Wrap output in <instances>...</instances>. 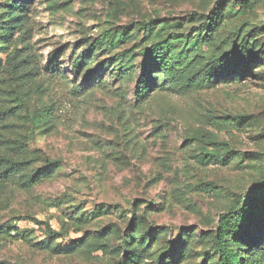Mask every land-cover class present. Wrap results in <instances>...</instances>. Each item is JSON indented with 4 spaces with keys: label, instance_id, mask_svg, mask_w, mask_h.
<instances>
[{
    "label": "rangeland",
    "instance_id": "obj_1",
    "mask_svg": "<svg viewBox=\"0 0 264 264\" xmlns=\"http://www.w3.org/2000/svg\"><path fill=\"white\" fill-rule=\"evenodd\" d=\"M207 21L137 103L142 51ZM246 201L264 264V0H0V264H218Z\"/></svg>",
    "mask_w": 264,
    "mask_h": 264
},
{
    "label": "trees",
    "instance_id": "obj_2",
    "mask_svg": "<svg viewBox=\"0 0 264 264\" xmlns=\"http://www.w3.org/2000/svg\"><path fill=\"white\" fill-rule=\"evenodd\" d=\"M14 13L15 10H12L10 14L12 20H15ZM210 25L211 21H207V28L204 30V33L198 28L195 31V36H190L186 39L184 47L180 49L179 53L174 51L173 45L174 42H177L181 38L179 36H171L166 40L164 39L160 42L151 44L148 48L142 51V73L137 81L134 94L137 103L142 102L159 85V75H157V73L173 72L178 67L181 58H183L180 54L192 51L199 43H202L205 39L209 38ZM25 46L26 45H24V48L26 49ZM24 48L15 49L8 55L7 63L11 65V70L19 68L27 57V54H21ZM233 53L234 50L229 51V53L223 57L221 55V57L225 59L233 56ZM221 57L219 58L220 60ZM230 69L239 70L240 67L233 66ZM226 72V70H218V73L222 75H225ZM247 202L248 201L244 204L238 203L236 207H232L226 214L220 216L218 220L216 233L213 237V248L218 254V264H249L248 261L245 262V257L242 256L240 252L233 249L232 245L233 240L241 237L240 239L244 241V236L249 235V231L245 229V224L248 221L246 215L248 207ZM262 209L264 212V206ZM8 228L11 236L15 237L18 235V227L15 224H10ZM11 231H13V233H11ZM253 236L255 235L253 234ZM252 238L254 237L249 236L247 238L248 243L253 241ZM120 264H127V261H122Z\"/></svg>",
    "mask_w": 264,
    "mask_h": 264
}]
</instances>
